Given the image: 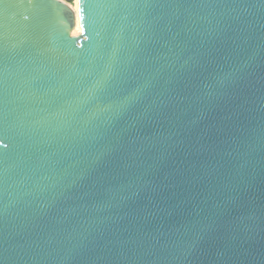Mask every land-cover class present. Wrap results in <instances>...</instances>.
Segmentation results:
<instances>
[{
  "label": "water",
  "instance_id": "water-1",
  "mask_svg": "<svg viewBox=\"0 0 264 264\" xmlns=\"http://www.w3.org/2000/svg\"><path fill=\"white\" fill-rule=\"evenodd\" d=\"M71 1L0 0V264H264V0Z\"/></svg>",
  "mask_w": 264,
  "mask_h": 264
},
{
  "label": "rangeland",
  "instance_id": "rangeland-1",
  "mask_svg": "<svg viewBox=\"0 0 264 264\" xmlns=\"http://www.w3.org/2000/svg\"><path fill=\"white\" fill-rule=\"evenodd\" d=\"M70 5L75 9L76 8V0H72ZM79 32V30H76L73 32V34H77Z\"/></svg>",
  "mask_w": 264,
  "mask_h": 264
},
{
  "label": "bare ground",
  "instance_id": "bare-ground-1",
  "mask_svg": "<svg viewBox=\"0 0 264 264\" xmlns=\"http://www.w3.org/2000/svg\"><path fill=\"white\" fill-rule=\"evenodd\" d=\"M77 7H78V0H76V8H75L76 11H77ZM76 30H79V26H77V28L74 31Z\"/></svg>",
  "mask_w": 264,
  "mask_h": 264
}]
</instances>
